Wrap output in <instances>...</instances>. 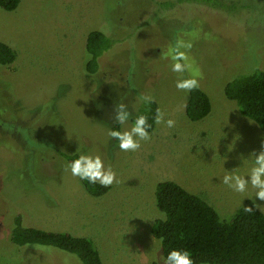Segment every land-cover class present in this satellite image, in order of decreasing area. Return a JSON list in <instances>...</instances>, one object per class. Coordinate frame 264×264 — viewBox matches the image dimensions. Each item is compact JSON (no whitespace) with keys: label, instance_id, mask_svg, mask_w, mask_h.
Masks as SVG:
<instances>
[{"label":"rangeland","instance_id":"1","mask_svg":"<svg viewBox=\"0 0 264 264\" xmlns=\"http://www.w3.org/2000/svg\"><path fill=\"white\" fill-rule=\"evenodd\" d=\"M95 29L105 30L113 44L91 74L86 39ZM176 36L192 40L200 88L212 101V112L200 121L187 117L189 93L176 88L170 61L159 58ZM0 41L17 51L15 62L0 65V107L16 109L22 125L16 136L0 132L1 264H83L53 246L13 244L18 212L29 226L93 239L104 264H162L151 232L159 216L158 182H178L224 221L253 202L251 186L237 193L222 177L237 167L241 174L249 170L251 161L243 166L242 158L264 150V131L224 88L264 70V0H21L16 10L0 7ZM138 94L154 96L175 126L156 125L139 150L121 151L109 135L111 115L121 100L138 109ZM51 143L101 155L118 182L106 195L92 196L68 163L53 169L44 162ZM39 164L52 177L39 173Z\"/></svg>","mask_w":264,"mask_h":264},{"label":"trees","instance_id":"2","mask_svg":"<svg viewBox=\"0 0 264 264\" xmlns=\"http://www.w3.org/2000/svg\"><path fill=\"white\" fill-rule=\"evenodd\" d=\"M20 3L21 0H0V7L13 11ZM112 40L103 29H95L88 33L85 69L89 73L99 71L100 57L111 48ZM16 59L17 51L0 41V65L12 64ZM224 92L227 98L236 101L243 115L255 120L264 131L263 69H256L230 80L225 85ZM158 107L160 108V104L155 99V103L151 105L141 104L138 110L147 111L151 117ZM212 109V101L202 88L199 87L189 93L185 110L191 121L204 119ZM136 114L135 111L133 117ZM18 118L16 109L0 107V120L4 122L5 127L0 125V132L16 136L17 126H22L18 123ZM114 127L119 126L113 120L111 129ZM113 146L118 147L115 140ZM50 149L52 154L43 160L51 162L53 169H58L65 162L69 164L79 155L76 152L62 150L56 143H51ZM37 168L39 173L43 171L52 177L46 167L39 164ZM38 178L41 179L40 176ZM79 180L86 191L95 197L106 195L112 188L89 184L80 178ZM25 188L29 190L27 186ZM155 202L159 216L153 221L151 232L160 242L162 255L166 256L170 250L180 248L191 251L195 264H264V212L257 209L253 202H246L230 220L224 221L208 201L189 192L173 180L158 182ZM247 207H252L253 211H247ZM10 239L18 246L40 244L62 249L76 254L83 264H104L101 251L93 239L69 231L29 226L24 212L15 215Z\"/></svg>","mask_w":264,"mask_h":264},{"label":"clouds","instance_id":"3","mask_svg":"<svg viewBox=\"0 0 264 264\" xmlns=\"http://www.w3.org/2000/svg\"><path fill=\"white\" fill-rule=\"evenodd\" d=\"M193 48L191 39H185L183 36H176L173 42L166 48L162 49L160 59L170 61V71L176 74V88L185 94L191 93L200 87L202 79V71L198 67L196 60L190 55ZM137 101L143 105H151L155 103V97L152 95L138 94ZM136 111L135 117L132 111ZM150 111V109H149ZM111 119L119 127L110 130V137L116 141L121 151L135 152L141 148L142 142H148L154 134V125H164L168 128L175 126V121L168 118V114L162 108H156L154 116L148 112H140L135 105L130 110L129 105L121 100L115 103ZM151 119V122H150ZM131 125H128L129 121ZM232 146L229 150L231 151ZM264 148V144H262ZM79 155L70 161L67 167L71 174L79 177L82 181L89 184H99L102 187H109L118 182L117 174L111 167L106 166L105 160L101 155L81 152L78 148ZM243 166L250 160L251 167L245 174H241L237 167L234 170H227L222 177V183L237 193H246L249 186L255 190L253 199L255 207L260 211H264V205L256 204V199L264 201V150L259 154L253 152L249 158H242ZM247 211H253L252 207H247ZM37 250L40 245H33ZM162 264H195L190 250L172 249L166 256L160 255L158 262Z\"/></svg>","mask_w":264,"mask_h":264}]
</instances>
